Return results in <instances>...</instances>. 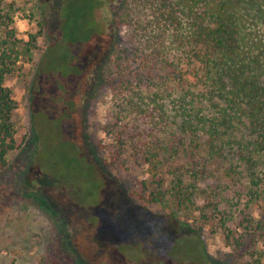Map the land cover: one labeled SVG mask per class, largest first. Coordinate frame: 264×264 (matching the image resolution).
I'll return each instance as SVG.
<instances>
[{"label": "rangeland", "instance_id": "obj_1", "mask_svg": "<svg viewBox=\"0 0 264 264\" xmlns=\"http://www.w3.org/2000/svg\"><path fill=\"white\" fill-rule=\"evenodd\" d=\"M98 1L92 17L85 0L7 2L17 38L37 39L30 62L4 83L17 109L16 149L0 172V264H231L223 232L203 219L202 197L141 199L148 168L128 157L127 138L119 154L118 127L130 124L115 88V37L143 41L140 26L163 22L151 0ZM89 32L100 33L81 43ZM156 126L166 150V128ZM163 150L160 174L169 180L184 160ZM252 207L260 218L264 202Z\"/></svg>", "mask_w": 264, "mask_h": 264}, {"label": "trees", "instance_id": "obj_2", "mask_svg": "<svg viewBox=\"0 0 264 264\" xmlns=\"http://www.w3.org/2000/svg\"><path fill=\"white\" fill-rule=\"evenodd\" d=\"M85 1L92 17L100 3ZM151 1L162 25L140 26L143 41L123 44L115 37V88L120 116L127 113L130 124L118 127L119 154L127 138L128 157L148 168L152 181H142L143 201L202 197L203 219L223 232L230 263L264 264V210L260 218L252 213V205L264 202V0ZM7 2L0 0V172L16 149L17 106L4 83L30 62L37 39L17 38ZM99 33L89 32L81 43ZM156 124L166 128V150ZM162 150L184 160L169 180L160 174ZM215 164L224 166L218 177L211 172ZM259 241L263 249L254 247Z\"/></svg>", "mask_w": 264, "mask_h": 264}]
</instances>
